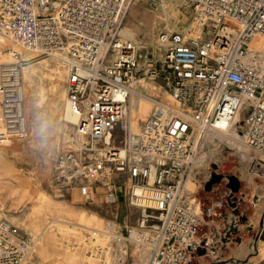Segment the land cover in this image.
<instances>
[{
  "label": "built area",
  "instance_id": "1",
  "mask_svg": "<svg viewBox=\"0 0 264 264\" xmlns=\"http://www.w3.org/2000/svg\"><path fill=\"white\" fill-rule=\"evenodd\" d=\"M184 1L190 22L181 31L160 30L154 58L123 35L133 0H0V33L37 52L33 58L54 57L67 69V99L83 142L58 156L65 182L85 202L101 195L115 202L126 178L124 203L139 210L129 236L150 247L147 264H191L207 243L205 228L235 200L226 178L206 190L212 171L199 181L205 200L186 190L207 131L235 127L253 154L251 170L264 176V48L252 46L264 36V0ZM12 54L16 61L0 62L1 146L29 135L27 60ZM140 78L163 81L157 105L138 133L124 128L116 143L114 131L129 115L131 87ZM37 239L1 218L0 264H25Z\"/></svg>",
  "mask_w": 264,
  "mask_h": 264
},
{
  "label": "rangeland",
  "instance_id": "2",
  "mask_svg": "<svg viewBox=\"0 0 264 264\" xmlns=\"http://www.w3.org/2000/svg\"><path fill=\"white\" fill-rule=\"evenodd\" d=\"M191 17L192 9L184 0H133L122 27L135 34L134 40L143 54L158 58L157 33L164 28L181 31ZM8 40L17 43L13 38ZM8 48L11 47L0 43V50L6 52ZM23 49L24 53H31L27 59L23 58L27 60L24 69L38 71L33 77L24 78L22 70L28 137L0 145V219L30 228L39 236L46 231L44 228L49 221L57 223L53 227L55 249L46 258H40L35 255L40 241L29 264H147L149 252L136 246L129 236L139 210L124 203L126 178L117 185L115 202L102 195L85 202L78 188L65 182V174L57 161L62 152L76 149V143L72 142L76 125L67 124L62 112L53 109L52 102L57 100L61 106L64 103L66 67L54 57L33 58L37 52ZM12 57L17 60L15 55ZM142 81L148 83H142L143 88L138 85L143 94L150 93L154 85L157 94L162 90L160 78H140L136 83ZM165 98H169L167 93ZM132 100L130 98V105ZM147 103L145 108L136 104V111L128 121L130 131L136 132L141 120L150 113L152 103L150 100ZM30 104L37 106L36 113ZM124 128L125 122L115 129L116 143L124 134ZM230 137H225L229 143L220 139L213 143L206 140L207 151L201 153L200 160L196 158L191 173L195 178L187 184L189 192L205 200L208 194L202 191L199 181L210 171L234 175L240 183L237 189L229 183L228 187L236 194L235 200H230L214 227L205 228L203 237H207V243L198 247L191 264H264V176L251 170L249 158L252 159L253 154ZM261 159L264 161L263 157ZM98 191L105 192V187L100 185ZM67 209L79 211L86 217L85 221L94 217L96 223L63 225L65 220H70ZM118 236H123L126 242H118ZM98 246L103 249L99 250Z\"/></svg>",
  "mask_w": 264,
  "mask_h": 264
},
{
  "label": "bare ground",
  "instance_id": "3",
  "mask_svg": "<svg viewBox=\"0 0 264 264\" xmlns=\"http://www.w3.org/2000/svg\"><path fill=\"white\" fill-rule=\"evenodd\" d=\"M160 1H162V0H160ZM167 29V28H166ZM169 29V28H168ZM169 30H172V29H169ZM132 35H134V34H132ZM124 36H125V34H124ZM131 36V35H130ZM157 37V36H156ZM12 39V37H10V36H8V35H6V34H4V33H0V43L1 44H3V45H7V46H10L11 48H8V49H10L9 51H8V49H7V51L6 52H4V51H2V50H0V62L1 63H12L13 61H14V59H13V57H12V52L14 51H16V53L17 54H19V55H21V57L22 58H28V56L29 55H31V53H24L23 52V47L22 46H20V44H17V43H15L14 41H11V40H8V39ZM130 38V37H129ZM130 39H132V38H130ZM134 40V39H133ZM157 40V39H156ZM154 45V41H153V44L151 45V46H153ZM252 46L253 47H255V48H260V49H263L264 48V36H262V37H258V38H256V39H254L253 41H252ZM31 51V50H30ZM33 52H35V51H33ZM57 59V58H56ZM59 60V59H58ZM60 61V60H59ZM61 62V61H60ZM65 66V65H64ZM23 69H24V67H23ZM36 71H38V69H36V68H34L33 70H26V67H25V69L23 70V77L25 78V76H29V77H33L34 76V74H35V72ZM66 71H67V69H66ZM142 83H144V84H148L146 81H142L141 83H133L132 84V87H131V99L133 98V100H132V102H131V105H130V112H129V115H128V117L126 118V120L124 121L125 122V124H126V128L129 130V124H128V121H129V119L131 118V116L134 114V112L136 111V104H138L140 107H142V108H145L147 105H148V103H147V101H151V103H152V109L154 108V107H156V105H157V102H156V99L153 97V96H158L159 95V93L157 94V87H155V85H154V88L151 90V92L150 93H148V94H143V92H141L140 90H138V85H141L142 86ZM142 88H143V86H142ZM146 88V87H145ZM144 88V89H145ZM147 91V90H146ZM42 94V93H41ZM43 95H44V93H43ZM44 97V96H43ZM52 106H53V109L56 111V112H58V113H60V112H62V118H63V120L67 123V124H69V125H76L77 123H78V118H77V115L71 110V108H70V104H69V102H68V99H67V91H66V97H65V100H64V103H63V105L61 106V105H59V103L57 102V100H54L53 102H52ZM37 106H35V104H30V108H31V110L33 111V113L35 112V111H37V108H36ZM151 109V110H152ZM151 112V111H150ZM36 113V112H35ZM240 117H241V113H238L236 116H235V119H234V122H237L239 119H240ZM130 131V130H129ZM134 131H136V132H133V131H130L132 134H136V133H138L139 132V127H138V130H134ZM235 134V135H234ZM206 140L208 141L209 140V142H215V140H217V139H220V141H226L227 143H229L226 139H225V137H230V136H233L232 138H233V140H235L234 142H236V143H238L239 145H240V141H239V139L241 138V135H240V133H239V131H237V129L235 128V127H233L228 133H220V132H217V131H207L206 132ZM68 137H71V136H69L68 135ZM67 137V138H68ZM231 138V137H230ZM235 138V139H234ZM69 139V138H68ZM81 140H83L82 138H79L78 136H77V134H76V137L74 138H72V142H75L77 145H81L82 144V142H81ZM206 140H205V142L203 143V146H201V150L199 151V155L197 156V160H200V155H201V153L202 152H205V151H207L206 150ZM240 147H241V145H240ZM249 161H251V157L249 158ZM210 173H211V171H210ZM212 174V173H211ZM211 176V175H210ZM193 178H195L194 177V175L193 174H190V176H189V178H188V180L186 181V190H187V184H188V182L190 181V180H192ZM22 189V188H21ZM189 192V191H188ZM19 193V192H18ZM29 231H31V233L33 234V235H36V236H39V234H37V233H35V231L34 230H31L30 228H27ZM94 230V229H93ZM97 231H99V230H97ZM41 238H42V236H39V238L37 239V242H36V245L35 246H38V244L40 243V241H41ZM132 239V238H131ZM117 241L118 242H123V243H125L126 241H125V239H124V237L123 236H118L117 237ZM109 244V243H108ZM136 244V246H138V247H142V248H144L145 250H147L148 252H149V257H150V253H151V250H150V247L149 246H144V245H140V244H137V243H135ZM116 246H117V244H116ZM36 247H34V249H35ZM34 249H33V251H34ZM98 249L99 250H102L103 248L102 247H100V246H98ZM32 254V253H31ZM107 254V253H106ZM111 255V254H110ZM31 257H32V255H30L29 256V258L27 259V261L25 262V264H27L29 261H30V259H31ZM108 261H110V259H108ZM114 264V263H113Z\"/></svg>",
  "mask_w": 264,
  "mask_h": 264
},
{
  "label": "crops",
  "instance_id": "4",
  "mask_svg": "<svg viewBox=\"0 0 264 264\" xmlns=\"http://www.w3.org/2000/svg\"><path fill=\"white\" fill-rule=\"evenodd\" d=\"M124 34H125V37H128V38L130 37L132 39L135 38V34L131 32L129 29L123 28V35ZM63 209L65 210V208ZM67 211L69 212L70 220H65V223L63 225L73 226L76 223H80L78 225L76 224L75 226H89L90 224L94 222L96 223V220L94 217L91 218L89 221H85L86 217L81 215L79 211L71 210V209H67ZM54 224H57V223H54V221L51 220L49 221L47 226L44 228V230L46 231L42 233L41 243L36 249V253H35V255L40 256V258H46L49 255V252L55 249V237H54V231H53V227L55 226ZM32 260L29 261L27 264L31 263Z\"/></svg>",
  "mask_w": 264,
  "mask_h": 264
},
{
  "label": "water",
  "instance_id": "5",
  "mask_svg": "<svg viewBox=\"0 0 264 264\" xmlns=\"http://www.w3.org/2000/svg\"><path fill=\"white\" fill-rule=\"evenodd\" d=\"M224 178L228 180L227 186H229V183H231L233 188H236V189L239 188L240 183L236 176L234 175L225 176L224 174L213 172L210 176V179L206 183V186H205L206 190H210L214 184L220 183Z\"/></svg>",
  "mask_w": 264,
  "mask_h": 264
}]
</instances>
